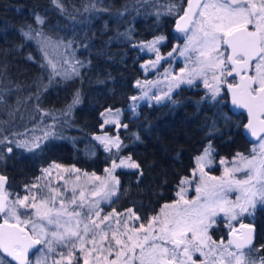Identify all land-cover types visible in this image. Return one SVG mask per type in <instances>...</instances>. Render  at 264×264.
Returning a JSON list of instances; mask_svg holds the SVG:
<instances>
[{"label": "trees", "instance_id": "1", "mask_svg": "<svg viewBox=\"0 0 264 264\" xmlns=\"http://www.w3.org/2000/svg\"><path fill=\"white\" fill-rule=\"evenodd\" d=\"M151 1L0 0V173L12 191L22 192L49 164L101 174L111 161L131 157L139 168L115 172L117 191L103 210L131 209L144 225L174 199L206 148L214 161L248 153L251 144L220 95L213 99L200 87L184 86L167 101L132 105L136 83L144 78L141 65L149 58L141 45L163 36L167 52L177 40L171 31L174 12H154ZM36 33L65 43L78 71L69 78L52 71ZM108 109L121 111L122 125L117 131L106 128L120 145L110 150L94 139ZM33 124L38 127L30 132ZM42 133L43 142L28 149L26 143L39 141ZM248 221L255 228L250 250L260 259L264 204L255 206ZM210 234L227 238L219 221Z\"/></svg>", "mask_w": 264, "mask_h": 264}, {"label": "rangeland", "instance_id": "2", "mask_svg": "<svg viewBox=\"0 0 264 264\" xmlns=\"http://www.w3.org/2000/svg\"><path fill=\"white\" fill-rule=\"evenodd\" d=\"M216 3L220 2L217 0H206L204 4L212 5ZM151 4L155 7L152 8V10L154 12L161 13V15L164 13L172 14L174 12L176 17L181 14L183 9L181 8V10H177V8H180L181 2L176 4L170 0H152ZM200 11H204L206 16L201 17L199 15ZM218 15H223V12L218 11L216 8H198L194 20H204L206 17H215ZM199 27V24L191 23L190 27L188 26L189 30L187 32L182 31L176 33L174 37H176L177 40L173 44L172 48L167 52H164L162 49L163 43L165 42V38L163 36H158L150 42L141 45L142 52L148 54L149 58L141 65L144 71V78L136 83L137 93L134 97L137 99H132L133 106L141 102L167 101L176 89L184 86L200 87L207 94H209L210 97H212V93L205 87L204 75H197L191 85L181 83L178 87L173 86L177 78L182 75L187 76L193 69H199L198 60L203 59L199 56V49L202 47L203 41V34L199 31ZM190 38H192L191 44ZM34 39L41 48L44 54V59L52 71L58 70L59 75L65 78H69L78 71L79 62L75 58L72 50L67 49V45L65 43L63 44L59 41L48 39L40 33L34 34ZM186 45L188 46V49L184 55H181V51L185 50ZM219 51H221V47ZM169 53H171V55H169ZM158 56L160 59L157 62ZM73 69L76 71L73 72ZM182 69L184 70L183 72L181 71ZM66 73L67 75H65ZM217 75H219L218 72ZM206 76L207 79L212 82V72L207 71ZM170 87L171 91H169ZM165 93H168V95L165 96ZM157 96L162 97V99L157 101ZM102 114L101 118L103 122L100 127L101 131L94 135V139L101 142L107 150L117 149V147H115L112 143H109V141H118L119 143V140L115 136H110L106 131V128L115 127V131H117L122 127L120 123L121 111L119 109H108L103 111ZM106 121L108 122L106 123ZM37 127V125L33 124L28 126V129L32 132L33 129ZM3 130L4 125L0 122V136L2 135L1 133ZM45 137L46 136L42 133L39 141H29L26 143L28 149H35L36 147L34 145L42 143ZM97 137L100 139H97ZM260 145L261 140H258L256 143L252 144L248 153L240 154L239 156L235 155L230 159L221 158L218 161L213 160L212 152L209 148H207L209 149V155L207 159L202 162L203 172L198 166L197 157L195 159V166L191 171V175L184 178L183 181L186 182L183 184L181 183L178 186L174 199L171 202L164 204L149 220V222H152L150 232L148 231L149 222L144 224L143 229L136 233L129 231L133 228L141 229L142 225L139 223L137 215L133 212L129 213L128 211H124L122 213H116L111 211L104 213L103 210V206L107 205L115 196L109 195V191L114 190L115 193L117 191L118 184L116 181H118V179L115 172L118 169L135 170L126 166H119L113 170L114 163L116 165H121V161L127 162L128 158H120L117 161H111L101 174L86 173L73 166L59 165V167H56L57 164H49L36 179L31 181L29 185L23 187L22 192L17 193L12 190L6 192L5 195L7 197V204L9 207L17 208L19 220L6 213H2L0 217L4 221L7 220L9 223L16 224L26 229L35 239L37 238V233H34L33 231V224L38 225L37 232H39V226H43L47 233L43 236V239L45 241H53L50 246L47 243L39 244L38 248L32 254L28 264H57V261H59L60 264H69V252H71V264H84L86 255L89 260V264H108L109 261L117 260V253L121 250L120 246H117L115 240L112 238L113 231H117L118 233L128 232L129 235L138 236L141 241H143L144 237L148 235L150 236L148 241L149 245L152 243L164 244L163 241L158 239H151L152 234L159 235L160 229L164 226L162 222L165 220L180 219L184 217V214L187 211V213H190L191 215L186 218L189 220V223H191V221L195 218L196 210L199 209L201 205H204L209 199H215V197H210V193L212 191L211 185L226 180L247 179L249 169L245 167V162L247 160H252L253 157H255V160L253 161L255 167H260L261 161H264V151L261 150ZM204 154L205 150L200 156H203ZM222 160L225 162L221 163ZM226 168L229 170L240 168L241 171H231L230 175L226 176ZM106 170H111V176H109V172ZM113 177L115 179H113ZM213 177L217 179H211ZM205 184L208 185L206 190ZM33 185H36V187H33ZM198 187L202 189L201 193L197 192ZM181 189L184 190L182 193L183 198H181V195H178V193H181ZM81 193H83V198H81ZM221 195L223 199L230 202V204L224 205L227 209L231 207L232 204L236 203L237 197L240 196L241 193L233 187L231 191H226ZM25 196L29 197L28 201H26L29 205L32 203L40 205L41 202L47 201L46 207L41 208V213L46 211L48 208H51L53 210L52 214L55 216L57 211L62 210V203L68 212H80L81 216L79 219L81 223L79 224V231L81 235H84L83 229L85 223H88L89 227L92 228V225L88 220L89 216H91V219L93 220H99L104 216H109L110 219L105 221L104 225L101 226L104 231L107 232L106 239L102 243L95 246L97 249L96 251H92L94 245L89 242L92 239L91 233L85 237L83 245H81L80 241H75V247H73L72 243L68 241L57 242L52 236V232H63L64 228H57L54 224L49 225L46 220H41L34 208H23L16 203L18 199H23ZM33 197H35V200H33ZM73 199L76 201L75 204L72 203ZM259 204L263 205L264 203L257 201L255 206ZM165 205H168L169 207H165ZM254 208L255 207H250L249 210L244 213H240L239 209H235L237 213L235 219L231 218L230 213L217 209L216 215L212 217L214 222L207 230V234L211 237L208 244L209 246H215L217 251L214 255H202L200 251H196L189 246L192 260L195 261V264H202V262L205 261L207 264H221V261H223V264H229L231 261H235L234 257H229L226 253L223 257L220 255L221 251H223V249L219 247L221 241L228 251H236L231 245H228V238L225 240H215L211 236L210 231L217 226L219 221L225 228L227 236L230 232L240 234V226L242 224H251L248 220L252 218ZM96 211L100 212L99 218L95 216ZM154 217L158 219H153ZM60 220L63 224L69 220V217L67 215H62ZM76 224L77 218L73 217L71 219V227L76 228ZM92 231L95 232L99 230L92 228ZM121 238L126 242L128 240L127 235H124ZM99 239V236H97L98 241ZM188 239L192 240L191 232L188 233ZM81 246L84 247L85 251L82 252L80 250ZM165 246L169 249L174 247L170 243ZM49 247H51V251L49 250ZM183 251L184 245H181L176 259L172 261L173 264H191V261H188L187 257L183 255ZM243 251L248 253L250 248ZM203 252L207 254L209 252V247H204ZM139 254L140 250L136 249L135 255L138 256ZM131 255H133V253H126L125 257H120L121 264H123V261L127 256ZM250 256L259 261V258L252 255V251H250ZM169 259H171V257H169ZM5 263L6 262H4L3 258L0 256V264ZM135 264H139V261L136 260Z\"/></svg>", "mask_w": 264, "mask_h": 264}, {"label": "snow or ice", "instance_id": "3", "mask_svg": "<svg viewBox=\"0 0 264 264\" xmlns=\"http://www.w3.org/2000/svg\"><path fill=\"white\" fill-rule=\"evenodd\" d=\"M53 3H57V0H53ZM247 3L248 7H244L243 0H230V2L225 0L223 3L212 5L204 4V9L213 7L218 11H222L223 15L206 17L204 20H194L193 13H195L196 7H199V5L197 4L196 6H193L192 0H189V8L181 19L185 20L187 23L200 25L199 31L203 34V41L202 47L199 49V56L203 59L198 60V70L193 69L187 76L182 75L177 78L173 86L178 87L181 83L191 85L197 75H204L205 87L209 89L212 93V98L215 99L220 92V84L225 82V73H227L228 76H233V74L240 76L241 82L239 84H228V88L232 93V103L237 107L246 108L248 110L250 119L246 128L251 130L253 136H258V132L254 127V120L258 121L261 125H264V119H261V117H264V3H261L258 9L253 0H247ZM199 15L201 17L206 16L204 11H200ZM36 20L38 23H43L42 18L39 16L36 17ZM253 20L256 21L255 31H249L247 26L252 24ZM187 23L184 27H181L178 24V30L187 32L189 30ZM24 35L30 38V33L25 32ZM191 40L192 38H190V44ZM221 44L226 45L227 48L231 49L230 55L226 52L219 51ZM187 49L188 46L186 45L185 50L181 51V55H184ZM169 55H171V53H169ZM224 56H227V62L223 59ZM159 59L160 57L158 56L157 62ZM253 60L258 61L256 63V75L246 76V70L250 67ZM75 71L76 70L73 69V72ZM181 71L183 72L184 70L182 69ZM207 71L212 72V82L207 79ZM217 72L219 75H217ZM65 75H67V73ZM257 85L258 87H256ZM169 91H171V87ZM164 95L167 96L168 93H165ZM132 99L135 100L137 98L133 97ZM161 99L162 97L160 96L156 97L157 101ZM73 102H78V98ZM107 122L108 121H106V123ZM260 131H264V127H262ZM97 139L100 138L97 137ZM260 140L261 150L264 151V137H260ZM109 143H112L117 148L120 147L118 141H109ZM18 146L23 147L24 145L21 144ZM34 146L38 147V145ZM9 151H11L10 148ZM208 155L209 149L206 148L205 154L197 158L198 166L201 168L202 172V162L207 159ZM237 155L239 156L240 154ZM254 160L255 157H253L252 160H247L245 162V167L249 169L247 179L226 180L211 185L212 191L210 197H215V199H209L204 205H201L200 208L196 210L195 218L191 223H189V220L186 218L191 215L190 213H187V211L184 214V217L180 219L163 221L162 223L164 226L160 229L159 235L152 234L151 239H158L163 241L164 244L152 243L149 245L148 241L150 236L148 235H146L143 241H141L138 236L129 235L128 232L118 233L117 231H113L112 238L115 240L116 245L120 246L121 250L117 253V260L109 261L108 264H121L120 257H125L126 253H133V255L127 256L124 259L123 264H135L136 260L139 261V264H172V261L175 260L178 255V250L181 245H184L183 255L187 257L188 261H191V264H195V261L192 260L189 246L196 251H200L202 255H214L217 248L215 246H209L208 241L211 240V237L207 234V230L214 222L212 217L216 215L217 209L230 213L231 218L235 219V216L237 215L235 209H239L240 213H244L247 212L250 207H255L257 201L264 203V161H261L260 167L256 168L253 164ZM224 162L225 161L223 160L221 161V163ZM119 166H126L133 169L139 168V164L132 161L131 157L128 158L127 162L121 161V165H116L114 163L113 170ZM56 167H59V165ZM106 171H108L109 176H111V170ZM231 171H241V169L235 168L229 170L226 168L225 175H230ZM113 179L115 178L113 177ZM211 179L215 180L217 178L213 177ZM5 181L6 178L0 176V188L3 187ZM185 182L186 181L183 180L181 181L182 184ZM116 183L118 184L119 181H116ZM33 187H36V185H33ZM207 187L208 185L205 184V190ZM233 187H235L241 195L237 197L235 204H232L231 207L226 209L224 205L230 204V202L223 199L221 194L226 191H231ZM183 191L184 190L181 189V193H178V195H181V198H183ZM197 192L201 193L202 189L198 187ZM108 194L115 195V191L110 190ZM81 198H83V193H81ZM28 199L29 197L25 196L23 199H18L16 203L23 208H34L41 220H46L49 225L54 224L57 228H64L63 232H52V236L57 242L68 241L72 243L73 247H75V241H80L81 245H83L85 237L91 233L92 239L89 242L94 245L92 251H96L97 249L95 246L102 243L107 237V232L104 231L101 226L104 225L105 221L110 219L109 216H104L99 220H93L91 219V216H89L88 220L91 223L92 228L99 231L93 232L92 228L89 227V224L85 223L83 229L84 235H81L79 231V224L81 223L79 219L81 216L80 212H68L62 203V210L57 211L55 216H53V210L51 208H48L41 213V208L46 207L47 201L41 202L40 205H37L36 203L29 205L26 203ZM33 200H35V197H33ZM3 201L4 202H0V213H6L19 220L17 208L8 206L6 203V196L3 197ZM72 203H76L75 199L72 200ZM165 207L169 206L165 205ZM128 212L131 213L132 210L129 209ZM62 215H67L69 217V220L63 224L60 220ZM95 216L99 218L100 212L96 211ZM73 217L77 218L76 228L71 227V219ZM137 219L139 218L137 217ZM153 219L158 218L154 217ZM5 223L7 224L8 221L5 220ZM143 227L144 226L141 225V229L133 228L129 231L136 233L142 230ZM37 228L38 225L33 224V231L34 233H37V238L33 240L32 237L29 236L27 239L32 241V243L23 245L20 244L22 238L19 236V233L0 231V248H3L5 252L12 255L14 259L19 261V264H25V256L28 249L31 248L33 244L38 245L41 243H47L50 246L53 243L51 240L45 241L43 239V236L47 234L43 226H39V232H37ZM151 228L152 222L150 221L148 228L149 232L151 231ZM19 231L23 232V229H20ZM189 232L192 234V240L188 239ZM249 232H251V229H249ZM124 235H127L128 237L127 242L121 238ZM97 236L100 238L99 241L97 240ZM169 243L174 246L172 249L165 246ZM233 244H235V252L228 251L221 241V244L219 245V247L223 249L220 253L221 257L226 253L229 257L235 258V264H264V256L260 257L259 261H257L250 256L251 250L248 253L243 251L245 247L252 245L251 235L245 236L243 240L238 239L236 241H228V245ZM204 247H209V252L207 254L203 252ZM261 248H264V246H261ZM136 249L140 250L138 256L135 255ZM49 250H52L51 247H49ZM80 250L82 252L85 251L83 246H81ZM257 251H259V249H257ZM169 257H171V259H169ZM57 264H60V262L57 261ZM69 264H71V252H69ZM84 264H89L87 255ZM202 264H207V262H202ZM221 264H223V261H221Z\"/></svg>", "mask_w": 264, "mask_h": 264}, {"label": "flooded vegetation", "instance_id": "4", "mask_svg": "<svg viewBox=\"0 0 264 264\" xmlns=\"http://www.w3.org/2000/svg\"><path fill=\"white\" fill-rule=\"evenodd\" d=\"M205 1H206V0H200V2H199V4H198L199 7H197V9H196V11H195V13H194V15H193V19L195 18V15H196V13H197V11H198V8H203V5H204ZM217 1L220 2V3L225 2V0H217ZM188 2H189V0H181L180 8H183L181 14H183L184 11H185V9L188 7ZM228 2H230V0H228ZM253 2L257 5V9H258L259 6H260V4H261V3H264V0H253ZM243 3H244V7H248L247 0H243ZM212 8H213V7H212ZM181 14H180V15H181ZM180 15H178V16H176V17L174 18L173 23H172V27H173V25H174L175 20H176ZM255 23H256V21L253 20V23L247 26L249 31H255ZM190 25H191V23H190ZM190 25H189V27H190ZM172 27H171V29H172ZM221 52H226L228 55H230V54H231V49H230V48H227L226 45L221 44ZM223 59H225V61L227 62V56H224ZM257 62H258V61H256V60H253V61L251 62L250 67L246 70V74H245L246 76H255V75H256V63H257ZM229 66H230V65H229ZM240 82H241V78H240V76H236L235 74H233V76H228L227 73H225V82H223V83L220 84V92H219V95L222 96L223 103H224V105H226L227 110L231 113V115L235 116V117L238 119V121L240 122V131H241L242 137L247 141L246 137H245L244 134H243L242 129H243L244 125H245L246 123H248V120H249V115H248V113L245 112V111H243V110H240V111H238V112H233V111H231V110L229 109V99H230V95H229V93L227 92L228 84L236 85V84H239ZM256 87H258V85H257ZM261 119H264V117H261ZM263 136H264V133L260 134L259 137L257 138L256 142H257L258 140H260V137H263ZM247 142L249 143V141H247ZM256 142H254V143H256ZM254 143H249V144H251V146H252V144H254ZM6 152L9 153V149H6ZM0 175L4 176V177L6 178V182H5L4 187H3L2 189H0V193L2 192V194H3L4 197H5V196H6V195H5L6 192L11 191V185H10V183H9L8 177H7L5 174L0 173ZM6 203H7V201H6ZM1 214H2V213H0V216H1ZM2 223H5V221L0 217V225H1ZM8 224H13V223H9V222H8ZM17 226H18V225H17ZM19 227H20V226H19ZM20 228H22V227H20ZM22 229H24V228H22ZM24 230H26V229H24ZM26 231H27V230H26ZM31 237H32V236H31ZM32 238H33V237H32ZM227 238H228V236H227ZM34 239H35V238H34ZM38 246H39V244H38ZM250 247H251V246L246 247V248H244L243 250H247V249L250 248ZM37 248H38V247H37ZM37 248H36V249H37ZM232 248H233V247H232ZM36 249H35V250H36ZM233 249H234V248H233ZM17 250H18V249H17ZM35 250H34L33 252L30 253L29 259H28V261H27L26 264H28V262L30 261V258H31V256H32V254L35 252ZM234 250H236V249H234ZM0 256L3 258L4 262H6L5 264H15V263H14L9 257L4 256L3 253H2L1 251H0ZM215 264H220V263H215ZM229 264H235V261H231Z\"/></svg>", "mask_w": 264, "mask_h": 264}, {"label": "water", "instance_id": "5", "mask_svg": "<svg viewBox=\"0 0 264 264\" xmlns=\"http://www.w3.org/2000/svg\"><path fill=\"white\" fill-rule=\"evenodd\" d=\"M199 2H200V0H192L193 6H196L197 4H199ZM188 8H189V2H188V7L185 9L184 13H183L182 15H180V16L175 20L174 25H173V27H172V29H171L172 33H175V34H176V33L182 32V31L178 30L177 25L179 24L181 27H184V26L186 25L187 22H186L185 20L181 19V18L184 17V14H185V12L188 10ZM196 9H197V7H196ZM193 15H194V13H193ZM189 25H190V23H187V27H188ZM227 92H228L229 95H230V99H229V109H230L231 111H233V112H238V111H240V110H243V111H245V112L248 113V110H247L246 108L237 107V106L233 105V103H232V93H231V91L229 90L228 87H227ZM249 119H250V117H249ZM248 122H249V120H248ZM247 124H248V123H246V124L244 125L243 129H242L243 134H244V136L246 137L247 141H249L250 143H254V142H256V140H257V138L259 137V135L262 134V133H264V131H260V129H261L262 127H264V125H261L258 121L254 120V127L256 128V130H257V132H258V136H253L251 130H249L248 128H246V125H247ZM0 176H2V175H0ZM3 177H4V176H3ZM5 182H6V181H5ZM4 185H5V183H4ZM4 185H3V187H4ZM3 187H2V188H3ZM2 188H0V189H2ZM3 197H4V195H3L2 192H1V193H0V202H4V201H3ZM20 229H22V228H20V227L17 226L16 224H8V223L6 224V223H2V224L0 225V231H5V232H17V233H19V236L22 238V239L20 240V244H21V245L32 243V241H29V240L27 239V237L31 236V235L29 234V232L26 231V230H24V229H23V232H20V231H19ZM249 229H251V232H249ZM254 234H255V228H254V226H253L252 224H246V223H244V224H242V225L240 226V234H236V233H233V232H230V233L228 234V241H229V240L236 241V240H238V239H239V240H243L245 236L251 235V237H252V243H253V240H254ZM32 239L35 240L34 238H32ZM231 246H232L234 249H236V248H235V244H233V245H231ZM37 247H38L37 244H33V246H32L31 248L28 249V252H27V254H26V256H25V264L27 263V261H28V259H29L30 253L33 252ZM247 247H249V246H247ZM245 248H246V247H245ZM0 251L3 253L4 256L9 257V258H10L15 264H19V261H17L16 259H14V257H13L12 255H9L8 252H5V251L3 250V248H0ZM172 264H173V263H172Z\"/></svg>", "mask_w": 264, "mask_h": 264}]
</instances>
